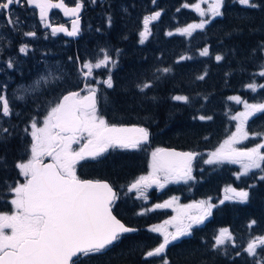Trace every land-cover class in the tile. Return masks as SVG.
<instances>
[{
	"label": "trees",
	"instance_id": "trees-1",
	"mask_svg": "<svg viewBox=\"0 0 264 264\" xmlns=\"http://www.w3.org/2000/svg\"><path fill=\"white\" fill-rule=\"evenodd\" d=\"M178 1L167 0V4L146 5L154 9L160 7L163 15L160 24L151 28L152 31L143 44L138 39L142 29L140 23L138 24V8L144 6H112L91 10L86 30L80 37L81 43L75 48L63 49L64 57H68V60L69 57L73 61L79 57L81 61L93 62L101 48L109 50L117 59V65L111 72L114 88L107 89L102 84L96 86L103 89L112 103L105 105L101 102L100 111L111 124H138L148 128L151 134L148 144L142 145L140 149L110 150L100 163L93 162L86 169L88 174L113 186L119 197L113 207V214L126 226L138 229L124 235L106 256L95 258L94 263L108 261V264H159L160 258H145L147 251L162 242L160 234L150 232L149 228L163 224L174 214L170 208L153 209L146 211L144 215L137 213L153 208L155 204L163 203L173 196L179 197L180 205L211 197L218 207L213 209L212 216L202 225L194 228L193 235L169 246L166 255L171 264H252L246 253L239 257L235 253L240 251L241 246L246 247L251 237L264 235V180L257 178L261 174L259 170L237 179L236 173L240 171L238 165L217 166L203 162L209 151L214 150L221 140L236 131L237 121L230 116L243 112L244 104H238L229 97H239L241 101L250 104L264 102V89L257 88L253 92L246 87L253 80L257 84H264V77L254 76L259 71L257 65L264 57L253 56L251 53L258 42L264 41V0H257L262 5L258 10L246 9L233 3V0H225L221 9L224 15L213 18L203 30H195L190 37L165 35L166 30H177L201 19L197 12H189L183 7L185 3L191 4L194 1L177 3ZM127 4L130 6L132 2ZM107 14L112 16L111 27L107 25ZM97 28L101 31L97 32ZM238 28L242 31H234ZM48 42L51 43L52 40ZM204 47L209 48L210 56L199 55ZM42 49L43 53L48 52L46 47ZM115 49L121 50L119 55ZM33 53L34 51L28 52V56L21 60L27 61ZM217 54L224 55L225 58L217 62L214 58ZM181 56H191L192 59L176 63ZM77 66L76 63L75 75L81 85ZM163 67H171L173 71L162 76L155 87L147 90L149 99H144L135 85L151 77L155 69ZM205 72V78L198 80L197 76ZM107 75L108 72L103 68L94 70V76L101 80ZM91 82L95 83L94 80ZM60 85L63 83L56 81L52 86L45 87L42 94L14 103L15 112L20 114L10 118L11 124L15 126V135L6 146L0 145V155L7 152L9 165L17 160L27 159L24 149L31 138L24 135L23 129L29 119L37 115L38 105H43L49 99L69 90H75H63ZM174 95L187 96L189 102L173 101L171 97ZM152 97L155 99H150ZM39 115H43L42 110ZM201 116L211 119L201 120ZM245 128L250 133V138L244 146L263 142L264 138H254L252 133L264 132V113H257L249 118ZM157 147H176L179 150L190 149L189 151L200 153L193 162L194 179L187 183H169L163 189L153 186L146 192L147 200L138 199L135 190L128 192V186L146 173L150 153ZM16 175L12 167L7 172L0 171V177L7 176L9 180ZM250 185L254 187L250 188ZM228 186L237 190H248L249 200L246 203L228 200L219 204L224 199V189ZM10 209L7 197L0 199V212ZM252 220L256 224L249 228ZM221 228L230 230L237 245H228V255L218 254L211 249L213 237ZM105 258L107 261H101Z\"/></svg>",
	"mask_w": 264,
	"mask_h": 264
},
{
	"label": "snow or ice",
	"instance_id": "snow-or-ice-1",
	"mask_svg": "<svg viewBox=\"0 0 264 264\" xmlns=\"http://www.w3.org/2000/svg\"><path fill=\"white\" fill-rule=\"evenodd\" d=\"M87 2L93 6L97 3L103 6L104 0H87ZM25 3L29 7L39 9L40 21L45 28L51 29L52 36L64 33L69 37H76L80 34V13L85 7L84 0H74V6L71 7L66 6L64 0L55 3L53 0H0V15L4 16V27L9 31L22 33L23 37L36 36L34 30L23 31L20 27L23 21L15 15L13 5L21 7ZM201 3H208L207 11L201 7ZM233 3L251 10L262 7L257 0H233ZM224 5L225 0H201L192 4L191 7L201 17L200 21L178 28L176 32L181 36L190 37L195 30H203L213 18L224 15L221 10ZM183 6L189 7L187 3ZM50 9H61L65 16L74 17L71 30L63 25L54 27L48 23ZM160 15L161 12L156 11L144 17L143 31L139 32L140 44L148 39L149 22L157 20ZM106 20L108 27H111V14L106 15ZM96 31L99 32L101 29L97 28ZM234 31L240 32L242 29L238 28ZM166 34L173 35L172 32ZM3 39L4 35L0 34V40ZM6 43L10 45L11 40L8 39ZM2 48L3 45H0V51ZM28 51L26 43L19 47V52L22 54L27 55ZM120 51L115 49L117 55ZM251 53L253 56L264 57V41L258 42ZM199 55L210 56L209 48L204 47ZM214 58L215 61L220 62L225 57L217 54ZM190 59L191 56H181L176 63ZM76 63L83 87L77 84L76 90L67 91L49 99L43 105H38L37 115L32 116L23 129L24 135L31 138L24 149L27 159L17 160L9 165L7 152L0 155V171L7 172L9 167H12L17 174L12 180L7 176L0 177V199L7 197V203L11 205L10 211L0 212V264H92L94 258L107 255L125 234L138 231L126 226L113 214V207L119 198L113 186L99 180L81 179L77 175V165L87 160L100 162L110 150L140 149L149 142L150 131L141 126H117L109 123L102 115L99 108L101 102L106 105L112 101L104 94L103 89L96 85L102 84L107 89H113L111 72L117 65V59L109 50L101 48L94 62L81 61L77 57ZM3 64L7 69L14 67L12 59L3 61ZM257 66L259 71L254 73V76L264 77V59H261ZM101 68L108 72L107 77L102 80L94 76V69ZM172 71L171 67L157 68L151 77L137 83L135 87L144 99H149L147 90L155 87L162 76ZM54 72L57 73L55 76ZM206 75L207 72L197 76V79L203 80ZM66 79L67 73L63 66L57 65L55 69L46 67V72L40 74L28 86L18 85L11 96L6 92L8 84H0V145L6 146L15 135V126L11 124L10 118L20 114L15 112L14 103L30 99V94L41 92L42 87L53 80L60 82ZM93 80L95 83L91 82ZM246 87L255 92L257 88L264 89V84H257L253 80ZM171 99L189 102V97L184 95H174ZM229 99L244 104L243 112L230 116L232 120L237 121L236 131L210 152L203 162L217 166L239 165L237 179L259 170L261 174L257 178L264 180V151H262L264 142L257 143L253 147H236L237 144L250 138L245 125L250 117L264 113V102L250 104L235 96ZM40 110L43 111L42 116L39 115ZM199 118L211 119L204 116ZM252 136L264 138V132L252 133ZM74 145L79 147L74 148ZM200 155L194 151L178 152L155 148L151 152L147 175H141L132 182L128 186V192L135 190L138 199L147 200L146 192L153 186L163 189L169 183L181 181L187 183L193 180V161ZM45 158L50 162L46 163ZM224 192V199L220 200L219 204L228 200L240 203L249 200L250 193L245 189L237 190L228 186ZM178 200L179 197L173 196L163 203L155 204L153 208L137 213L144 215L146 211L165 208H172L176 213L163 224L149 228L150 232L160 234L162 242L146 252V259L156 257L160 258L159 264H171L166 255L169 246L193 235L194 228L202 225L212 216L213 209L218 207L212 202L211 197L184 205H180ZM255 224L256 221L252 220L248 227L251 228ZM169 227L174 230L170 231ZM229 244L231 247L237 246L230 230L221 228L213 237L211 249L218 254L228 255ZM242 253H246L251 258L252 264H264V255H262L264 235L251 237L247 246H241L235 256L239 257Z\"/></svg>",
	"mask_w": 264,
	"mask_h": 264
},
{
	"label": "flooded vegetation",
	"instance_id": "flooded-vegetation-1",
	"mask_svg": "<svg viewBox=\"0 0 264 264\" xmlns=\"http://www.w3.org/2000/svg\"><path fill=\"white\" fill-rule=\"evenodd\" d=\"M129 1L132 2V5H130V6L127 4V2H129ZM191 1L195 2V1H199V0H179L177 3H179V2H191ZM53 2L54 3L60 2V0H53ZM64 2L66 3V6H69V7L74 6V0H64ZM194 2H192L191 4H188L189 7L183 6L184 9L188 10L189 12L192 11L195 13L196 11L191 7V5L194 4ZM84 3H85V7L82 9V11L80 13V29L81 30H80V34H79L78 39H75V40L73 38L65 35L64 33H58L56 36H52L51 35V29L45 28L44 25L40 21L39 9L29 7L26 3L21 7H16L15 5H13L14 12H15L16 16H19V17L27 16V15L30 16V19L26 23H25L24 19H21L23 21V23L20 25L22 30L23 31L34 30L36 32V36L35 37H25L24 40H22L23 42L20 41V43H18V45L16 44V46H14L13 39L11 36L9 37V38H11L10 46H8V44L6 43L7 39L5 38V36H4L3 40H0V45H3L2 51H0V82H1L0 84H2L4 82L7 84L13 83L15 85L16 82L18 83V81L20 79H22L23 76H20L23 72L22 69L17 68L15 66L12 69H7L6 65L3 64V61L12 59V55L13 56L18 55L19 56L18 58H20V59L21 58L25 59L28 56V55L26 56L25 54L19 53V47L22 44L26 43L28 45V48L30 51H34V50H36V48H40V46L42 44H49V45L52 44L51 46H54L56 48H75L77 45H79L81 43L80 37L82 36V33L86 30L87 23L89 20L88 14L91 10L105 9V8L112 7V6L114 8L144 6V7L139 8V10H138L139 15H140L138 24L140 23V25L142 27V29L140 31H143V19H144V17L150 16L153 13H155L156 11H160L161 12L160 17L155 21L149 22V31L151 33V31H152L151 28L154 27V25L160 24L161 18L163 15L162 14L163 10L160 7H156V9H154V8H152L150 6H146V5L167 4L168 2H167V0H155V2H153V0H104L103 6H101L100 3H97V5L93 6L90 3H88L87 0H84ZM140 9H142V10H140ZM133 10L136 11L137 8L133 9ZM4 19H5L4 16L0 15V34L4 33V30L7 29L4 27ZM72 19H74V17L65 16L64 12L61 9H50L48 12V21L47 22L51 23L54 27H58L60 25H63L68 30H70V28L72 27ZM6 35H7V33H6ZM138 37H139V35H138ZM138 39H140V37ZM49 40H52V42L51 43L48 42ZM16 61L18 62L17 59H15V62ZM17 62H16V64H17ZM82 84L80 85V87H83ZM8 87H9V85H8ZM73 147L78 148L79 145H74ZM124 151H126V150H124ZM128 151H135V150H128ZM49 161L50 160L48 158H45L46 163ZM93 162L97 163V164L100 163V162H96V161H92V160H87V161H82V162H80V164L77 165V175L81 179L98 180L97 177H94V176L88 174V172L86 171L87 167L91 166ZM94 259L92 260V264H108V261L106 260V258L101 259V261H107L106 263L105 262L94 263Z\"/></svg>",
	"mask_w": 264,
	"mask_h": 264
},
{
	"label": "rangeland",
	"instance_id": "rangeland-1",
	"mask_svg": "<svg viewBox=\"0 0 264 264\" xmlns=\"http://www.w3.org/2000/svg\"><path fill=\"white\" fill-rule=\"evenodd\" d=\"M198 2H201V0H199V1H195L194 3H198ZM201 7L205 10V11H207V9H208V3H201ZM21 19H24L25 20V23L30 19V16L29 15H27V16H21L20 17ZM6 33H7V35H6ZM1 34H3L4 36H5V38L8 40V39H10L11 40V38H9L10 36L12 37V39H13V43H14V46H16V43L18 44V43H20V41H22V39H24L25 37H22V33H15V32H11V31H9L8 29H6V30H4V33H1ZM19 36V37H18ZM6 40V41H7ZM18 41V42H17ZM41 45V44H40ZM52 45V44H51ZM51 45H49V44H42L41 46H40V48H36V50H34V55L33 56H31L27 61H25L24 60V62L22 61V60H20V58H18L19 56L18 55H16V56H13L12 55V60L14 61V66L15 67H18V68H20V69H22V74H21V76H23L22 77V79H20L19 80V83H20V85H23V86H28L29 84L28 83H30V82H32V81H34V80H36L38 77H39V74H42V73H45L46 71V67H50V68H52V69H55L56 68V66L57 65H60V66H63V68H64V70H65V72L66 73H68L67 74V79L66 80H64V81H60V82H62L63 83V85H60L62 88H63V90H68V89H76V86H77V84H78V78L76 77V75H75V67H76V58H75V60L73 61V60H68V59H66L65 57H64V55H65V53L63 52L64 50L62 49V48H56V47H54V46H51ZM8 46H10V45H8ZM42 46H44V47H46L47 49H48V52L47 53H43L42 52V48H44V47H42ZM55 48V49H54ZM65 49V48H64ZM38 50V51H37ZM61 50V51H60ZM30 51V50H29ZM28 51V52H29ZM43 53V54H42ZM14 54V53H13ZM55 54V55H54ZM15 55V54H14ZM28 55V54H27ZM26 55V56H27ZM36 55V56H35ZM57 55V56H56ZM54 57V58H53ZM43 58V59H42ZM44 58H46V59H44ZM52 58V59H51ZM15 59H17L18 60V62H17V64H16V62H15ZM55 59V60H54ZM31 62V63H30ZM35 62V63H34ZM48 63V64H47ZM53 64V65H52ZM29 65V66H28ZM31 65V66H30ZM45 66V67H44ZM69 66V67H68ZM55 67V68H54ZM26 69V70H25ZM33 70V71H32ZM94 70H99V69H94ZM35 72V73H34ZM34 76H33V75ZM38 74V75H37ZM57 73L56 72H54V76L56 75ZM31 78L33 79V80H31ZM23 80V81H22ZM31 80V81H30ZM68 80V81H67ZM27 82V83H26ZM54 82H56L55 80H53L51 83H49L50 85H48V86H52L53 85V83ZM60 82H58V83H60ZM9 85V87L7 88V90H6V92H7V95L8 96H11L12 95V92H13V90L14 89H16L17 88V86L19 85H14L13 83H11V84H8ZM48 86L46 85V86H43L42 87V89H41V92H38V93H32V94H30L31 95V97H34V96H36V95H39L40 93H42V91L43 90H45L46 88L45 87H47L48 88ZM80 86V85H79ZM12 88V89H11ZM250 118H252V117H250ZM228 138V137H227ZM227 138H225V139H223V141L224 140H226ZM223 141L221 140V142H220V144L221 143H223ZM247 141H249V140H245V141H242L240 144H237L236 145V147H238V148H247V147H253V145L255 146V144H252V145H248V146H244V144L245 143H247ZM220 144L216 147V148H218L219 146H220ZM244 146V147H243ZM215 148V149H216ZM214 149V150H215ZM214 150H212V151H214ZM212 151H209V153L210 152H212ZM263 151V150H262ZM208 153V154H209ZM208 154L206 155V157H205V159H207L208 158ZM150 156H151V153H150ZM150 159H151V157H150ZM150 161V160H149ZM148 165H149V162H148ZM233 165V164H232ZM239 166V165H238ZM240 167V166H239ZM148 168V170L146 171V173H144V174H142V175H147V173H148V171H149V167H147ZM141 176V175H140ZM181 182H183V181H181ZM155 187V186H154ZM156 188V187H155ZM151 189V188H150ZM157 189V188H156ZM179 203V202H178ZM180 204V203H179ZM171 209V212L175 215L176 213L172 210V208H170ZM169 230L171 231V230H174V229H171L170 227H169Z\"/></svg>",
	"mask_w": 264,
	"mask_h": 264
},
{
	"label": "bare ground",
	"instance_id": "bare-ground-1",
	"mask_svg": "<svg viewBox=\"0 0 264 264\" xmlns=\"http://www.w3.org/2000/svg\"><path fill=\"white\" fill-rule=\"evenodd\" d=\"M111 5V4H110ZM139 9V8H138ZM141 10V9H140ZM148 13V12H147ZM197 14V13H196ZM177 19H178V17H177ZM183 21V20H182ZM180 23V22H179ZM163 24V23H162ZM187 25V24H186ZM141 26V25H140ZM167 31L168 30H166L164 33H165V35H167L166 33H167ZM170 32H172L173 33V35L174 34H177L178 35V33L176 32V30H171ZM160 33V32H159ZM137 34V33H136ZM19 37V36H18ZM23 37V36H22ZM39 38V37H38ZM139 38V37H138ZM22 40H24V39H22ZM138 40V39H137ZM18 42V41H17ZM23 42V41H22ZM17 44V43H16ZM18 45V44H17ZM35 46V45H34ZM33 46V47H34ZM42 47H44V46H42ZM10 48V47H9ZM35 48V47H34ZM55 49V48H54ZM62 49H64V48H62ZM34 50V49H33ZM43 50V49H42ZM38 51V50H37ZM61 51V50H60ZM20 53V52H19ZM43 54V53H42ZM55 55V54H54ZM36 56V55H35ZM57 56V55H56ZM70 56V55H69ZM92 57V56H91ZM54 58V57H53ZM90 58V57H89ZM43 59V58H42ZM44 59H46V58H44ZM52 59V58H51ZM66 59H68V57H66ZM21 60V59H20ZM55 60V59H54ZM82 61H84V60H82ZM17 62V61H16ZM31 63V62H30ZM35 63V62H34ZM48 64V63H47ZM53 65V64H52ZM29 66V65H28ZM31 66V65H30ZM45 67V66H44ZM69 67V66H68ZM18 68V67H17ZM55 68V67H54ZM26 70V69H25ZM33 71V70H32ZM46 71V70H45ZM101 72V71H100ZM35 73V72H34ZM68 74V73H67ZM33 75V74H32ZM38 75V74H37ZM40 75V74H39ZM21 76V75H20ZM34 76V75H33ZM98 79H99V77H98ZM18 80V79H17ZM31 80H33L32 78H31ZM30 80V81H31ZM23 81V80H22ZM68 81V80H67ZM1 83V82H0ZM4 83V82H3ZM27 83V82H26ZM20 85V83H19V81H18V83L16 82L15 83V86L16 85ZM29 84V83H28ZM83 85V84H82ZM12 89V88H11ZM249 91V90H248ZM243 101V100H242ZM257 103V102H256ZM238 104H241V103H238ZM252 104V103H251ZM240 108H242V105H241V107ZM255 129V128H254ZM223 141V140H222ZM261 142V141H260ZM264 142V141H263ZM254 146V145H253ZM246 147V146H245ZM176 148V147H175ZM214 149V148H213ZM190 150V149H189ZM210 150V149H209ZM194 151V150H193ZM212 151V150H211ZM203 153V152H202ZM195 161V160H194ZM147 167H148V165H147ZM146 167V168H147ZM147 170H148V168H147ZM221 195V194H220ZM228 202V201H227Z\"/></svg>",
	"mask_w": 264,
	"mask_h": 264
},
{
	"label": "water",
	"instance_id": "water-1",
	"mask_svg": "<svg viewBox=\"0 0 264 264\" xmlns=\"http://www.w3.org/2000/svg\"><path fill=\"white\" fill-rule=\"evenodd\" d=\"M72 28V27H71ZM71 28H70V30H71ZM81 30V29H80ZM78 37H79V35L78 36H76V37H71V38H73L74 40L75 39H78ZM117 126H124V127H133V126H140V125H129V124H125V125H117ZM141 127H143V126H141ZM148 144V143H147ZM144 145H146V144H144ZM162 148H165V149H169V150H175V151H178V152H187V151H189V150H179V149H176V148H168V147H162ZM102 182H106V181H102ZM118 218V217H117ZM119 219V218H118ZM120 220V219H119ZM122 222V221H121ZM123 223V222H122ZM130 233H128V234H125V235H129Z\"/></svg>",
	"mask_w": 264,
	"mask_h": 264
}]
</instances>
